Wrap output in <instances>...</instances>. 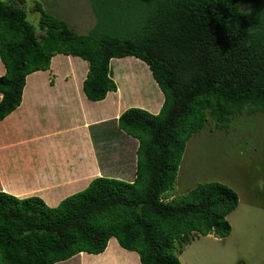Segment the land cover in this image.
I'll return each mask as SVG.
<instances>
[{
	"label": "trees",
	"instance_id": "16d2710c",
	"mask_svg": "<svg viewBox=\"0 0 264 264\" xmlns=\"http://www.w3.org/2000/svg\"><path fill=\"white\" fill-rule=\"evenodd\" d=\"M25 3L0 0V122L21 106L27 77L49 70L59 54L87 62L89 101L118 91L110 65L129 57L148 66L164 101L157 114L131 107L118 119L119 129L138 142L132 180L95 178L57 207L0 191V264L98 256L111 239L141 264H183L180 255L197 238L229 237L227 217L240 201L233 188L205 182L181 200L168 194L187 143L210 121L227 130L247 108L264 112L262 0H91L95 24L86 35L40 3L36 28ZM115 68L121 79L126 69ZM108 250L85 263L123 255L114 244Z\"/></svg>",
	"mask_w": 264,
	"mask_h": 264
},
{
	"label": "rangeland",
	"instance_id": "374dc122",
	"mask_svg": "<svg viewBox=\"0 0 264 264\" xmlns=\"http://www.w3.org/2000/svg\"><path fill=\"white\" fill-rule=\"evenodd\" d=\"M262 2L264 3V0ZM38 3L42 4L44 11L68 21L80 35H86L95 24L91 0H26L21 6L26 10L28 20L36 28L39 27L41 19V14L35 9ZM121 60L122 62H119L114 59L110 65V77L115 82V79H119L116 84L121 91L120 110L124 111L126 106H132L157 114L164 97L148 66L134 57ZM72 63L71 60L68 61L69 66H72ZM117 65L126 69L121 72V79L116 75L120 73L116 71ZM85 67L88 69V64L83 59L80 64L74 62L76 69ZM3 70L0 61V72ZM47 80V76L41 78V82ZM63 80L64 78L60 77L58 81ZM43 97L54 99L55 96L53 92H49V95ZM128 100L131 101L130 106ZM107 109L109 113H114L113 107L107 106ZM227 128L218 129L214 122L210 121L203 132L197 133L189 140L177 181L168 194L172 195L169 200H181L198 184L219 182L233 188L240 199L237 209L227 217L232 227L230 236L222 239L214 235L197 238L184 249L182 258L185 264H264V112H254L252 108H247L233 118ZM132 145L134 147L128 145L125 154L113 153L118 144L111 143L107 146L106 150L111 153L107 155L109 169L105 170L102 177L133 179L137 161V140L133 139ZM108 252L109 250L104 256ZM77 257L60 264H81L84 258H79V255ZM105 261L106 264L126 262L123 258H108Z\"/></svg>",
	"mask_w": 264,
	"mask_h": 264
},
{
	"label": "crops",
	"instance_id": "0c3cea01",
	"mask_svg": "<svg viewBox=\"0 0 264 264\" xmlns=\"http://www.w3.org/2000/svg\"><path fill=\"white\" fill-rule=\"evenodd\" d=\"M74 62L80 64L81 58L59 54L49 70L29 75L21 106L0 122V191L20 199L38 197L57 207L104 176L109 169L107 146L118 144L113 153L124 154L129 144L134 147V138L118 127L119 117L128 109L120 110V87L104 101H89L83 92L88 69H76ZM4 74L5 67L0 72ZM43 76L48 77L46 82H41ZM60 77L64 80L58 81ZM49 92L54 99L43 97ZM107 106L113 107V114ZM112 244L125 255L118 253L126 260L122 264H141L137 254L123 250L116 239L110 240L108 248ZM106 251L98 256L82 253L80 263L103 258ZM184 252L180 255L183 264Z\"/></svg>",
	"mask_w": 264,
	"mask_h": 264
}]
</instances>
